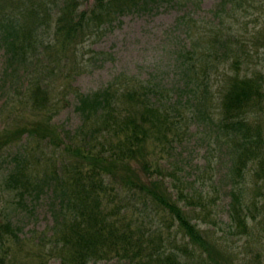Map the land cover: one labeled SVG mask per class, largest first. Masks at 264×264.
<instances>
[{
	"label": "trees",
	"instance_id": "obj_1",
	"mask_svg": "<svg viewBox=\"0 0 264 264\" xmlns=\"http://www.w3.org/2000/svg\"><path fill=\"white\" fill-rule=\"evenodd\" d=\"M27 1L30 6L22 0H0L2 75L20 82L22 95L36 111L23 126L17 120L24 112L8 119L0 137L5 146L25 135L38 145L46 143L54 154L49 161L56 160L50 187L62 195L55 201L62 200L56 201L52 236L39 239L45 253L12 251L11 243L22 245L24 237L9 219L0 218V264H47L52 256L62 264H264V244L237 261L205 235L197 220L207 207L202 191L185 168L162 161L169 152L181 159L195 123L223 130L225 142L236 148L229 173L233 188L228 226L264 238V198L246 196L245 178L249 163L262 158V133L252 116L264 109V0H218L202 25L188 13L180 16L177 25L186 31V41L172 80L121 75L92 93L73 87L82 117L75 131L58 130L51 122L59 106L50 92L63 69V48L78 37L83 20L91 25L114 11L159 0H94L90 10L81 12L75 0H59L56 20L43 17L42 0ZM49 21L55 37L40 42L38 31ZM18 161L2 182L3 190L15 196L28 191L32 175L25 159ZM257 188L259 192L261 186ZM122 191L134 196L126 206L115 203ZM136 202L143 204L142 217L138 211L135 217L127 215ZM152 221L158 225L146 235ZM165 223L167 236L161 227Z\"/></svg>",
	"mask_w": 264,
	"mask_h": 264
},
{
	"label": "rangeland",
	"instance_id": "obj_2",
	"mask_svg": "<svg viewBox=\"0 0 264 264\" xmlns=\"http://www.w3.org/2000/svg\"><path fill=\"white\" fill-rule=\"evenodd\" d=\"M49 1L50 3H47L42 0L44 8L41 7L40 10L43 12V17L47 14L51 19L56 20L61 9V2ZM75 1L79 12L90 10L94 5V0ZM217 1L159 0L141 8L114 11L110 17H101L91 25L83 20V30L78 33L77 38L73 39L72 44L69 43L63 48L61 53L64 58L63 69L62 72L59 71L54 82L56 86L50 92L52 101L59 106L57 111L52 112V124L57 126L58 130L64 129V131H75L81 124L82 117L76 110L78 100L73 87H77L83 93H92L106 87L121 75L141 79L151 75H161L172 80L176 73L177 55L186 41V31L177 25L179 17L188 13L198 21L197 24L202 25L204 24L202 21L211 18L210 12ZM22 2L30 6L27 0ZM25 7L22 6L23 9ZM53 30L54 23L49 21L44 24V27L38 31L40 42L53 41L55 37ZM4 68L5 50L0 46V134L8 119L18 118L19 114L24 112L25 119L17 120L23 126L24 123L33 120V114L36 111L31 107V102L26 101L22 95L20 82L7 81L5 75H2ZM254 115L253 123L259 126L262 133L261 143H259L262 158H255L247 167L248 176L245 178L249 192L246 196L251 198L254 193L258 195L256 198L260 199L264 198V109ZM191 132L194 134L181 148L183 158L178 160L177 153L172 157L169 152L163 155L162 161L177 163L178 166L185 168L190 180H193V185L202 191L201 195L205 197L207 207L199 211L197 220L208 238L221 243L237 261L244 256L257 253L264 244L263 237L239 233L237 230L235 232L228 226L230 218L228 209L233 188L232 177H230L232 175L229 173L235 156V144L229 147V144L225 142L226 135L223 130L213 125L195 123L191 127ZM62 136L66 137L64 132ZM26 137L25 135L18 139L16 144L8 146L4 145V140L0 137L2 142L0 144L2 148L0 152V218L9 219L20 236L24 237L22 245L11 243L12 251H20L24 254L40 250L45 253L47 249L43 248L39 239L42 236H52V228L56 222L54 216V211L57 209L56 201L59 203L62 200L58 198L55 201V199L57 195L58 197L62 195L60 192L54 194L50 187L53 183L49 173L56 161L50 162L54 156L52 150L45 146V142L38 145L34 139H26ZM58 146L64 148L65 145L59 143ZM24 159L32 173L29 177L31 184L24 194L11 195V192L3 190L6 185L2 182L5 176L11 173L10 170L13 167L20 165L18 160ZM56 166L61 168L60 164ZM43 171L48 172L44 178H42ZM258 186H261V189L256 192L254 189L258 190ZM120 194V198L118 196L115 203L122 206H126L134 198L126 191ZM8 201L12 203L8 204ZM131 205L126 210L127 215L134 216L135 211H138L142 217L144 212L140 211L142 202ZM248 217L251 222L252 217L250 215ZM160 219L161 216H158V221ZM155 224L158 225L156 221H152L151 225H147L146 235L154 232ZM165 226L166 223L161 225L163 234L167 236ZM5 260L8 263V258ZM239 262L242 263V261ZM47 264H62V262L59 257L52 256ZM90 264L110 263L104 260Z\"/></svg>",
	"mask_w": 264,
	"mask_h": 264
}]
</instances>
